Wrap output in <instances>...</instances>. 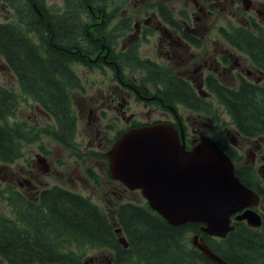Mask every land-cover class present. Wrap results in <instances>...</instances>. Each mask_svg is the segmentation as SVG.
<instances>
[{
    "label": "trees",
    "instance_id": "16d2710c",
    "mask_svg": "<svg viewBox=\"0 0 264 264\" xmlns=\"http://www.w3.org/2000/svg\"><path fill=\"white\" fill-rule=\"evenodd\" d=\"M3 1L17 10L18 21L0 23V57L16 76L21 92L52 117L54 138L70 145L76 119L69 91L81 87L73 64L87 63L81 60L84 52L71 48L81 46L73 33L77 30L73 25L75 21L83 23V20L66 18L68 20L43 22L37 13L49 16L52 10L48 11L45 0ZM102 13H105L103 5ZM129 29L130 19L123 18L114 31ZM248 40L255 56L264 62V41ZM70 50L74 55L68 53ZM133 55L134 64L147 73L146 62H138L136 50ZM219 92V104L239 131L254 133L257 129L253 128L264 127L263 89L260 93L243 84L234 91L219 86ZM163 95L172 101L178 98L186 102L192 97L189 88L175 79L165 83ZM16 109L15 95L0 86V163L3 165L21 156L24 132L18 124L5 123ZM240 181L246 184L242 179ZM9 191L10 195L5 199L10 201L16 220L0 218V258L5 264H82L79 256L64 252L65 246L76 244L74 237L79 236L91 245L107 248L115 259L114 264H214L190 242V233H196L201 224L169 226L146 203L118 204L115 215L108 217L87 198L58 186L42 189L36 202L24 203L25 199L19 193L11 188ZM25 209L27 213L23 219ZM117 229L128 243L126 249L118 242ZM204 238L209 248L227 264H264L263 243L241 225L234 226L225 239L205 235Z\"/></svg>",
    "mask_w": 264,
    "mask_h": 264
},
{
    "label": "flooded vegetation",
    "instance_id": "af4514ba",
    "mask_svg": "<svg viewBox=\"0 0 264 264\" xmlns=\"http://www.w3.org/2000/svg\"><path fill=\"white\" fill-rule=\"evenodd\" d=\"M248 1L247 10L241 0H191L196 11L185 2L180 14H175L171 5L162 7L163 11L160 7V13L152 14L143 25L139 22L134 24L132 33L125 38L126 43L118 42L113 46V42L109 44L103 38L107 45L105 49L102 47V33L91 30L98 25L108 30L111 21L102 13L101 3L87 4L86 19L79 17L83 23L75 21L73 25L77 29L73 33L81 46L71 48L85 53L81 60L87 63H82L86 67L90 65L93 73L102 70V102L99 100L96 105L102 106L103 119H110L105 121L110 125L107 128L114 125L127 131L132 127L168 123L182 132L186 151L194 148L202 137L211 138L232 162L234 174L258 197L255 206L230 217L231 225L247 228L264 245V127L253 128L257 129L254 133L241 132L218 104L219 86L234 91L246 84L260 93L264 90V62H260L254 49L248 47V39L264 37V0ZM216 6L220 9H215ZM217 13L222 15L221 25L216 20ZM37 15L43 22L55 20L51 15ZM226 27L229 28L225 30ZM138 44L145 45L146 55L138 53V48L134 47ZM134 50L138 62H146L147 73L133 65ZM68 53L74 55L71 50ZM172 79L189 88L192 94L190 102L178 98L172 101L162 96L165 83ZM226 81L231 83H224ZM110 130L91 132L87 139L90 146L96 142V149H101V134L107 135ZM115 134L116 131L111 144ZM17 184L22 186L19 181ZM23 198L29 202L38 200L36 196V201H32L26 192ZM7 202L10 204L9 200ZM247 209L260 217L259 227H249L245 220L237 219ZM97 261L102 262L101 254Z\"/></svg>",
    "mask_w": 264,
    "mask_h": 264
},
{
    "label": "rangeland",
    "instance_id": "374dc122",
    "mask_svg": "<svg viewBox=\"0 0 264 264\" xmlns=\"http://www.w3.org/2000/svg\"><path fill=\"white\" fill-rule=\"evenodd\" d=\"M49 6L50 15L57 20L71 19L79 16L86 19L87 4L103 5L105 13L109 16L111 23L108 30L102 26H97L91 31H100L103 38L111 44L114 41L120 44L126 43V36L132 33V30L125 35L118 36L113 32L123 18L130 19L132 28L136 22L143 25L152 14L160 13V7L175 8V14L183 12L185 2L192 10L195 7L191 0H45ZM155 4H153V3ZM173 2V3H172ZM216 5V1H213ZM172 3V4H171ZM215 9H220L216 6ZM196 11V10H195ZM17 10L12 8L7 2L0 0V23L18 21ZM218 24H222V15L216 14ZM66 19V20H68ZM65 20V21H66ZM228 28V27H226ZM118 32V30L114 31ZM104 42V41H103ZM139 54L144 56L147 49L144 44L137 45ZM96 69L95 67H93ZM74 72L78 76L81 88L70 92V98L74 114L76 116L77 128L73 144L65 145L57 141L52 132L55 130L54 121L43 113L36 104L25 96L18 85L16 76L7 67L5 60L0 57V86L12 92L18 104L17 113L5 121L7 125H12L13 121L22 124L24 139L21 146V156L6 165L0 164V218L9 221H15L16 218L11 212L9 202L5 198L10 195V188L15 192L36 201V196L40 195L42 189L61 187L77 195L87 198L102 214L113 217L114 210L118 204L134 203L143 205L144 198L137 191H129L122 185L113 181L108 172L107 159L104 157L107 146L111 144L116 126H110L105 123L110 119L102 121V106L96 105L99 100L102 102V70L98 69L93 73L92 68L74 66ZM217 79H219L217 77ZM224 83H231L226 81ZM92 100L95 106L90 105ZM229 120L227 117H224ZM91 126V127H90ZM97 128L110 130L107 135L101 134L102 148L96 149L97 143L90 146L87 140L89 130L96 131ZM102 154V158L101 155ZM44 159V164L48 166V171L43 173L39 167L43 164L37 163L36 156ZM23 180H28L31 187H28ZM17 181L22 184L18 186ZM29 202L28 200L24 203ZM27 210H24V218ZM192 237V236H191ZM191 239V238H190ZM76 244L66 245L65 253L79 256L82 264H114V257L107 248L87 243L82 237H74ZM102 255V262L97 258ZM93 261V262H90ZM0 264L5 262L0 258Z\"/></svg>",
    "mask_w": 264,
    "mask_h": 264
},
{
    "label": "water",
    "instance_id": "95a60500",
    "mask_svg": "<svg viewBox=\"0 0 264 264\" xmlns=\"http://www.w3.org/2000/svg\"><path fill=\"white\" fill-rule=\"evenodd\" d=\"M245 9L249 1L242 0ZM108 172L113 181L130 191H140L148 208L169 226L201 224L191 245L214 264H227L206 244L204 235L224 239L233 231L230 217L257 204L258 197L234 174L229 158L204 136L190 151L182 136L168 124L132 128L122 133L107 153ZM39 169L46 173L44 159L36 156ZM29 185L28 180H24ZM238 220L249 227L260 226V217L251 209ZM118 234L124 249L126 239ZM93 262V261H90ZM87 264V263H84Z\"/></svg>",
    "mask_w": 264,
    "mask_h": 264
},
{
    "label": "bare ground",
    "instance_id": "6f19581e",
    "mask_svg": "<svg viewBox=\"0 0 264 264\" xmlns=\"http://www.w3.org/2000/svg\"><path fill=\"white\" fill-rule=\"evenodd\" d=\"M51 16H53V15H51ZM108 16V15H107Z\"/></svg>",
    "mask_w": 264,
    "mask_h": 264
}]
</instances>
